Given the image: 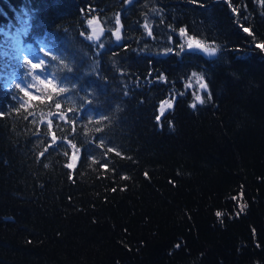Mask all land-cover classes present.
<instances>
[{"label":"trees","instance_id":"1","mask_svg":"<svg viewBox=\"0 0 264 264\" xmlns=\"http://www.w3.org/2000/svg\"><path fill=\"white\" fill-rule=\"evenodd\" d=\"M0 264H264V0H0Z\"/></svg>","mask_w":264,"mask_h":264},{"label":"rangeland","instance_id":"2","mask_svg":"<svg viewBox=\"0 0 264 264\" xmlns=\"http://www.w3.org/2000/svg\"><path fill=\"white\" fill-rule=\"evenodd\" d=\"M87 27H88V33L86 34L87 38L89 36H92L93 39L91 40L94 41L98 40L102 34V27L98 19L95 17L89 18L87 20ZM13 41H14L13 45H15L17 52L22 56L25 54V61H26L25 68L21 74V77L19 78L18 85L22 89L23 94L25 96V99L23 101L25 103H28L29 100L35 99L37 97H41L46 92L47 89H54L55 86L53 85L50 77H48L46 72L43 70L41 64V60H42L41 52L36 50L34 51L25 50L24 46H26L27 44L26 43L20 44L19 38H17L15 35ZM190 43H191V47L195 48V50H197L199 53L207 57L213 55V53L212 55H209L205 51V49L199 47L196 42H193L190 39H188L187 44ZM33 64L37 65L36 69H33L32 67ZM174 101H175V97L169 96L158 104L157 113H156L157 123H159L162 115L172 108ZM169 105H171V107H169ZM39 117H40V122L45 123L47 125H51L55 119L61 121H66L67 119L66 115L59 111L40 114ZM157 117H159V120H157ZM78 157H79V150H77L73 145H71V154L69 157L68 165L71 164L73 167L76 164Z\"/></svg>","mask_w":264,"mask_h":264},{"label":"snow or ice","instance_id":"3","mask_svg":"<svg viewBox=\"0 0 264 264\" xmlns=\"http://www.w3.org/2000/svg\"><path fill=\"white\" fill-rule=\"evenodd\" d=\"M197 2H198V0H197ZM90 23H91V22H90ZM117 23H119V20H117ZM94 31H95V29H94ZM245 31H247V29H245ZM181 34H183V30H181ZM113 35L116 36L117 41L120 40V36H119V28H117L116 32L113 33ZM88 39L91 40V39H93V37H92V36H89ZM189 47L191 48V43L189 44ZM205 51H206L209 55H212V53L215 51V49L209 50L207 47H205ZM196 54H198V53H196ZM32 67H33V69H36V68H37V65H36V64H33ZM201 87H202V88L205 87V86L203 85V83H201ZM26 94H27V93H26ZM209 99H210V97H209ZM196 100H197L198 103H201V104L204 102L203 100L200 99L199 96L196 97ZM169 107H171V105H169ZM157 120H159V117H157ZM67 166H68V167H72L71 164H69V165H67ZM216 215H217V217L219 218V217L221 216V213H220V212H217Z\"/></svg>","mask_w":264,"mask_h":264}]
</instances>
